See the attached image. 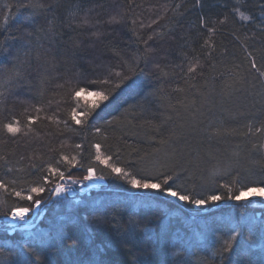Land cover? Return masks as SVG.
<instances>
[{"label": "trees", "instance_id": "trees-1", "mask_svg": "<svg viewBox=\"0 0 264 264\" xmlns=\"http://www.w3.org/2000/svg\"><path fill=\"white\" fill-rule=\"evenodd\" d=\"M18 2L27 0H0V65L6 68L12 67L22 43L36 44L35 27H46V18L54 14L59 21L56 35L41 37L44 49L40 51L48 50V63L43 56L38 63L34 51L32 67L24 73L31 87L17 81L21 87L13 85L0 97V180L9 189L27 194L31 187L41 186L38 182L48 174L49 163L74 179L82 180L89 166L96 167L97 174L106 173L94 161L92 145L101 143L111 153L119 150L121 160L136 159L162 147L159 140L167 139L172 131L177 134V146L187 144L192 150L188 155V148L184 149L188 170L179 182L196 194H223L222 185L232 183L237 174V187L264 180V169L254 163L261 161L264 151L252 150L253 143H264V136L244 135L250 122L253 131L264 122V77L251 69L247 55L251 52L264 71V25L259 20L264 0H201L200 4L196 0H59L58 10L50 9L39 19L17 9ZM40 2L55 5L57 0ZM9 4L13 7H7ZM234 8L253 19H242ZM69 12L75 15L69 16ZM201 17L208 20L209 27L216 22L210 55L204 44L207 31L199 28ZM150 36L152 40H148ZM146 40L147 65L142 58L138 61L143 73L134 76L106 106L101 105L87 125L71 121V108L84 109L85 100L97 99L82 93L77 105L71 99L73 86L79 82L87 87L89 80L102 79L109 68L123 71L119 67L122 58L131 60L145 52ZM195 58L200 66L190 80L184 73L188 60ZM156 64L159 69L153 67ZM154 89L161 91L148 96ZM37 108L41 110L37 112ZM29 116L35 118L31 127ZM167 116L172 119L159 132L147 125L140 127L145 120L158 124ZM16 121L20 132L8 133L4 125ZM96 127L106 134V140L95 133ZM62 155L75 156V165L62 161ZM104 181V187L78 194L77 202L51 195L52 183L45 186V192L33 194V200L42 201L43 214L28 228L17 225L12 234L0 227V264L15 259L26 246H31L40 264H219L213 252L221 234L226 238L239 220L244 226L235 245L239 251L247 247L250 235H259L253 225L264 220L260 204L250 200L243 206L225 199L197 207L128 190L123 181L112 177L106 176ZM64 183L77 189L71 181ZM102 203L104 209L93 211ZM14 204L32 207L30 201H20L0 189V208ZM132 211L138 213L132 217L138 224L136 235L130 238L127 230ZM0 223H4L2 213ZM62 236L71 239L64 241ZM260 245L257 241L253 249L258 254ZM252 259L259 264V255Z\"/></svg>", "mask_w": 264, "mask_h": 264}, {"label": "snow or ice", "instance_id": "snow-or-ice-1", "mask_svg": "<svg viewBox=\"0 0 264 264\" xmlns=\"http://www.w3.org/2000/svg\"><path fill=\"white\" fill-rule=\"evenodd\" d=\"M197 4L201 3V0H196ZM7 7L11 8L13 5L9 4ZM15 7L19 10H23L28 13V16L31 19H39L42 13L49 11L50 9L58 10L61 7L59 0L55 5H45L40 2V0H27L26 3H17ZM180 7V5H177ZM262 9L259 20L261 25H264V4L260 5ZM233 12L239 13L242 19L244 20H252L253 17L251 15H245L243 12H240L238 8H234ZM69 16H74V12H69ZM227 17L224 20L219 21L220 25H223ZM59 21L58 15H53L50 18H46L47 26H37L34 31L37 34V42L35 45L28 41L26 43H22L21 49L17 53V55L13 58L12 67L6 68L0 65V97L5 95V92L10 90L13 85L17 88L21 87L17 81H23L25 85L29 88L31 87L30 82L28 81L27 76H25V72L32 67V57L33 52L35 51V59L39 63L41 61L42 56L44 57V63H48L47 60V52H41V49H44V43L41 39L42 36L47 37L50 34L52 36L56 35L55 29L57 27ZM4 22L7 24L8 16L5 15ZM133 23H135L133 21ZM209 22L206 18L201 17L199 22V28L207 31L208 38L204 40V44L209 47L208 54L214 50L212 45L210 44V37L217 31L216 22H213L212 26L209 27ZM260 27V25H258ZM261 33L264 34V27H261ZM29 37L33 35V33H27ZM255 36H253V39ZM148 40H152L150 36ZM54 42L50 40V43ZM145 45V52L141 53L139 56H134L131 60L123 59L122 64L119 67L124 68L123 71H115L113 68H109L107 70L106 75L100 79H92L88 81V86L84 87L79 84V82L73 86L71 90V99L77 102V105L83 97L82 93H88L89 95L96 97L92 101L85 100V108L78 109L77 107H73L70 110V119L76 125H87L90 121V118L96 113L97 109L101 107V105L107 104L111 99H114L116 94L122 87H126L128 83L132 80L134 76L138 73L142 74L144 69L139 66L138 61L142 58L144 60L145 65H147V56L148 49L147 44L148 41H143ZM187 58V54H184ZM248 57L250 58L249 63L251 69H255L256 72L259 73L261 77H264V71H260L257 67L255 58L252 56V53L249 52ZM200 66L199 58L189 59L187 72L184 73L188 79H194L195 74ZM155 69H159V64L153 66ZM183 71V68H182ZM31 75V73H28ZM82 75V74H81ZM79 76H77V80L79 81ZM243 80V77H241ZM70 82V81H69ZM92 86H97L93 88ZM161 91L160 89H154L147 93L148 96L155 95L156 92ZM177 91H184V89H177ZM192 104L195 101L191 102ZM177 104L181 105L184 108H188L189 105L184 104L183 101H177ZM169 108H173L175 110V106L169 104ZM41 109L37 108L36 111L39 112ZM143 109L141 110V115H143ZM177 115L179 113L177 112ZM51 119V117H49ZM172 119L171 116L165 117L160 123H154L152 120H145L141 123L140 127H144L147 125L150 130H155L159 132L161 127L166 124L168 121ZM28 126L31 127V124L34 122L35 118L29 116L27 118ZM110 124L111 121H108ZM4 128L8 133L16 134L20 132L19 121L14 123H7L4 125ZM95 133L103 135L104 139H107L106 134L102 132L100 127H96L94 129ZM193 131L195 129L193 128ZM260 134L264 136V122L261 123L260 127L255 128L253 131V127L251 122L247 125V132L244 135H253ZM217 134H219V130H217ZM176 132L172 131L169 133L167 139L161 138L159 140V144L162 147H158L153 149V153H145L143 156H137L136 159L130 160H121L119 156V150L116 153H111L110 149L102 148L101 143H96L92 145L95 149L94 161L98 163V165L103 166V169H107V172L101 171L100 174H97L96 167L89 166L86 169V175L83 176V179H74L72 176H65V172L60 169L58 166H53L51 163L47 165V175H43L38 182L41 186L31 187L27 194H24V191H17L15 187L9 189V185L5 183L3 180H0V189H3L5 192H10L11 195L17 197L20 201H30L32 203V207H39L42 203L40 199L33 200V194H40L45 192V186L49 183H52V188L48 189L51 195L61 196L66 193L69 189L66 187L64 181H71L72 184H82L84 181H104L107 177H112L117 180L123 181L124 185L127 186L128 190H137V192H143L145 195L149 194H159L163 196H167L173 198L179 202H183L186 204H192L197 207L205 206L210 202H220L222 200H232L236 202H242L247 204L250 200V197L259 196L264 198V180H261L258 184H240V186H235L239 184V174H237L236 180L232 183L223 184L222 187L225 189L224 193L221 194L219 192H210L208 194H196L194 190H189L184 187L182 182V177L184 176L187 169L188 161H185V148H188V155H191V149L187 144L183 146H177L174 142V137H176ZM81 146L78 144L76 148H80ZM252 150L264 151V143H253ZM151 157V158H149ZM61 160L66 162L68 165H75L76 157L73 156L69 158L66 155L61 156ZM254 163H259L264 169V157H262L261 161H254ZM35 167V165H33ZM9 172L12 169L8 170ZM179 182V183H178ZM15 185L16 181L11 182ZM51 198V197H49ZM32 207H22L19 204H14L11 206H6L0 208V213H2L6 223L4 227V231L7 232L9 228L15 230L16 221H22L26 223V216L32 210ZM105 205L102 203L97 208H94L93 211H99L104 209ZM138 215L135 211L129 212L130 220L128 224L127 235L132 238L136 235V226L138 221L133 219L132 217ZM86 219V218H85ZM113 219H116V215H113ZM118 223V222H117ZM249 223H252L249 221ZM244 226L241 225L239 220L236 223V226L230 228L226 238H224V234H221V237L217 239L218 247L215 248L213 252L214 257L219 258V264H254L252 259L253 256H260L259 264H264V220H261L258 226L253 225V229L259 232V235H250L249 243L247 247H242L239 251H237L235 245L236 241L239 238L240 231ZM117 231H119V227H117ZM42 239V238H41ZM64 241L70 240L71 237L62 236ZM222 239V243L220 242ZM260 241V253L258 254L253 249L256 247V242ZM175 254V253H174ZM16 258H9L6 260L5 264H40L38 258L35 256L31 246H26L21 251L15 254Z\"/></svg>", "mask_w": 264, "mask_h": 264}, {"label": "rangeland", "instance_id": "rangeland-1", "mask_svg": "<svg viewBox=\"0 0 264 264\" xmlns=\"http://www.w3.org/2000/svg\"><path fill=\"white\" fill-rule=\"evenodd\" d=\"M106 184L105 181H84L82 184H76V190L75 192H72L71 190H68L66 193H64L65 196H67L68 198L72 199V202H77L78 201V192H85L87 193V190L90 188H93L94 186H97L95 188H102L104 187ZM67 187V186H66ZM52 188V187H51ZM54 196V195H53ZM56 197V196H54ZM60 197H64V196H60ZM250 201L253 202V204H260V207H262V212H264V198H261L259 196H253L250 197ZM44 211V210H43ZM42 206L40 205L39 207H32V210L27 214L26 216V223L22 222V221H16V226L18 225L19 227H28L30 226L35 220L39 219L42 214ZM260 214V213H258ZM252 221L255 220L254 217H251ZM6 221H4V223H0V227L2 226H6ZM14 232V230H12L11 228L8 229V233L12 234Z\"/></svg>", "mask_w": 264, "mask_h": 264}, {"label": "built area", "instance_id": "built-area-1", "mask_svg": "<svg viewBox=\"0 0 264 264\" xmlns=\"http://www.w3.org/2000/svg\"><path fill=\"white\" fill-rule=\"evenodd\" d=\"M95 187H97V186H94L93 188H90V189H97V188H95ZM69 190H71L72 192H74L73 189H69ZM87 191H89V189H88ZM62 196H64V194H62ZM59 197H60V196H59Z\"/></svg>", "mask_w": 264, "mask_h": 264}, {"label": "water", "instance_id": "water-1", "mask_svg": "<svg viewBox=\"0 0 264 264\" xmlns=\"http://www.w3.org/2000/svg\"><path fill=\"white\" fill-rule=\"evenodd\" d=\"M26 228H28V227H26Z\"/></svg>", "mask_w": 264, "mask_h": 264}]
</instances>
